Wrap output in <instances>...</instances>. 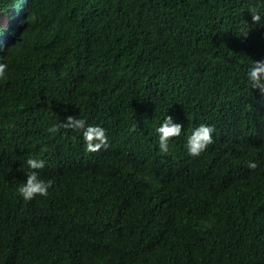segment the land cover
I'll use <instances>...</instances> for the list:
<instances>
[{"label": "trees", "instance_id": "trees-1", "mask_svg": "<svg viewBox=\"0 0 264 264\" xmlns=\"http://www.w3.org/2000/svg\"><path fill=\"white\" fill-rule=\"evenodd\" d=\"M252 9L264 0H0V264H264ZM68 115L103 126L107 147L47 130ZM165 115L182 124L168 153ZM200 123L214 139L192 156ZM31 156L53 184L26 201Z\"/></svg>", "mask_w": 264, "mask_h": 264}, {"label": "clouds", "instance_id": "clouds-1", "mask_svg": "<svg viewBox=\"0 0 264 264\" xmlns=\"http://www.w3.org/2000/svg\"><path fill=\"white\" fill-rule=\"evenodd\" d=\"M252 22L258 23L264 13L257 9L250 10ZM7 16V15H6ZM8 17V16H7ZM9 20V19H8ZM249 24L244 22L241 28V34L246 35ZM7 66L0 63V73L4 72ZM247 82L253 89H259L264 93V61H254L248 68ZM60 128H68L75 130L83 137L86 148L89 151H97L102 147H107L109 137L107 130L99 124H90L84 118H78L72 115L65 117L63 121L53 124L47 130L50 133L57 132ZM182 124L173 116L165 115L156 128L158 134V148L162 153H168L170 150V139L181 134ZM215 127L211 123H200L187 134L185 149L189 155L199 156L210 144L213 143V133ZM46 161L39 156H31L25 161L24 177L22 183L18 186V194L24 200H31L34 197H46L49 189L53 184L51 178H45L41 174V169L45 167ZM247 167L255 169L257 167L256 160H250Z\"/></svg>", "mask_w": 264, "mask_h": 264}, {"label": "rangeland", "instance_id": "rangeland-1", "mask_svg": "<svg viewBox=\"0 0 264 264\" xmlns=\"http://www.w3.org/2000/svg\"><path fill=\"white\" fill-rule=\"evenodd\" d=\"M9 23L8 17L5 14L0 15V25L4 28Z\"/></svg>", "mask_w": 264, "mask_h": 264}, {"label": "bare ground", "instance_id": "bare-ground-1", "mask_svg": "<svg viewBox=\"0 0 264 264\" xmlns=\"http://www.w3.org/2000/svg\"><path fill=\"white\" fill-rule=\"evenodd\" d=\"M2 47V46H1ZM18 140V139H17ZM24 141V140H23ZM29 141V140H28ZM26 144V143H25ZM37 144V143H36ZM33 145V144H32ZM34 146V145H33ZM25 147V146H24ZM9 150V149H8ZM11 150V149H10ZM25 151V150H24ZM23 151V152H24ZM31 151V150H30ZM48 152V151H47ZM21 153V152H20ZM11 154V153H10ZM23 155V154H22ZM25 155V154H24ZM53 157V156H52ZM60 157V156H59ZM26 161V160H25ZM47 161V160H46ZM61 162V161H60ZM24 163V162H23ZM47 164V163H46ZM53 164V163H52Z\"/></svg>", "mask_w": 264, "mask_h": 264}]
</instances>
